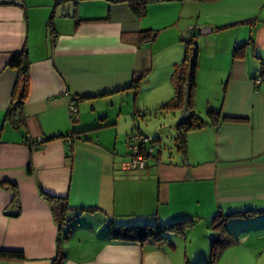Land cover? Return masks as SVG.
Here are the masks:
<instances>
[{
	"label": "crops",
	"instance_id": "obj_1",
	"mask_svg": "<svg viewBox=\"0 0 264 264\" xmlns=\"http://www.w3.org/2000/svg\"><path fill=\"white\" fill-rule=\"evenodd\" d=\"M188 33L191 111L220 119L187 133L185 156L164 163L154 151L127 169V139L147 109L140 96L154 110L172 100ZM22 49L27 89L14 128L4 122L17 76L7 61ZM97 130L115 131L113 143L89 139ZM42 194L65 200L73 236ZM223 217L233 242L215 264H264V0H164L141 18L107 0H0V251L23 255L0 264H54L58 248L57 264H208ZM184 219L198 230L182 237V256L169 235L160 244L107 235L108 223Z\"/></svg>",
	"mask_w": 264,
	"mask_h": 264
},
{
	"label": "trees",
	"instance_id": "obj_2",
	"mask_svg": "<svg viewBox=\"0 0 264 264\" xmlns=\"http://www.w3.org/2000/svg\"><path fill=\"white\" fill-rule=\"evenodd\" d=\"M112 3H125L131 13L137 17L141 18L144 16L145 8L148 4L153 2H161L164 0H107ZM197 1H211V0H197ZM51 26L48 23V28ZM153 37V35H152ZM151 37V38H152ZM239 48H235L233 50V57L238 55ZM196 56L197 49L195 46V42L193 38L184 41V54L182 62L178 67H176L172 74V87H173V98L172 100L161 107L159 110L161 111H180L182 108L183 102V91L184 87H188V108L190 111V117L178 127H175V137L174 144L176 150L182 155L185 156V138L188 132L193 130H199L206 125H217L219 114L216 111L208 110L206 112V117L209 119L208 123L203 122L198 116H196L191 111V103L193 97V88H194V73H195V65H196ZM7 66L10 68H14L16 70V81L14 84V88L12 90L10 104L5 111L4 114V122L9 123L14 128L22 127L23 117L21 113V107L23 101L26 96L27 89V74H28V62L26 58V51L20 50L16 53H11L8 57ZM141 76L137 77L131 84V86L135 89L137 86V80ZM255 85V81L253 83ZM220 119V118H219ZM221 119L225 120V118ZM143 136L140 133H137ZM153 141H149L146 147H151ZM141 146V145H140ZM143 146V145H142ZM141 148V147H140ZM143 149V148H142ZM145 154V153H144ZM152 154H145L146 157H149ZM10 190H13L11 187ZM42 198L44 201L48 203L50 206L52 216L55 222L58 224V228L66 225L67 232L70 230V226H67L70 223V220L67 219L66 213L68 211V207L65 205V200L57 197H50L46 194H42ZM252 214L250 212L238 213L231 216H248ZM218 217L215 216L212 220H216ZM226 217H223L220 220H217L214 226V230L219 232V235L216 240L215 237L210 239L209 244V262L208 264H215L220 253L224 248L231 245L233 242L230 239V234L224 229V221ZM193 224L191 220H172L166 223H141V224H114L108 223V231L107 235L112 240H121L126 242H135L138 244L150 242L154 244H160L165 241L166 236L170 234H180L184 228H188ZM61 236V238H63ZM60 238V239H61ZM59 241V239H58ZM0 258L6 259H16L22 260L23 255L20 252H4L0 251ZM63 258L61 250L57 249V257L52 261L54 264L59 263V261Z\"/></svg>",
	"mask_w": 264,
	"mask_h": 264
},
{
	"label": "rangeland",
	"instance_id": "obj_3",
	"mask_svg": "<svg viewBox=\"0 0 264 264\" xmlns=\"http://www.w3.org/2000/svg\"><path fill=\"white\" fill-rule=\"evenodd\" d=\"M140 96V95H139ZM142 97L140 101V104H142V106L144 105L146 109V111H143L142 113H144L143 116L139 115V117L136 119L137 120V132H140L141 134L143 133V136H147V139L150 140V138L154 139V138H158V141H154L152 146L154 147L153 153L155 151V154H157V152H160V159L162 162L164 163H168L170 161H173L174 159H176L177 157H179L176 153V148H175V144H174V137H175V120L172 117V113H174L175 111H161V110H154L153 108H149L150 103H149V99L147 96H140ZM139 97V98H140ZM144 97V102H142ZM141 114V113H140ZM177 114V115H176ZM176 118L179 115V112L177 113V111L175 112ZM118 127L120 128V124H117ZM135 132V133H137ZM155 134V135H154ZM115 135V131L114 132H102L101 130H97L94 131L90 134V138L91 140H94L95 138H99L98 140H101L102 142H107L106 145H108L109 143L112 144L113 143V138ZM155 136V137H153ZM146 138V137H145ZM151 141V140H150ZM109 142V143H108ZM128 156L126 157V160H128ZM150 161V159L148 160V162ZM68 218V217H67ZM71 220V219H68ZM76 222V221H75ZM108 225V224H106ZM105 225V226H106ZM96 228V227H95ZM107 228V227H106ZM186 229H193V235L190 234V232H187ZM198 230V226H196L195 224L188 227V228H184V230L179 234H171L169 235V239H179L178 241L180 242L177 243L178 247H179V251H180V255L182 256L184 254V250H183V241H182V237H186L187 239L191 240V236L194 237V233H196L195 231ZM75 233L72 231L70 234H68V237L73 236ZM212 235V238H214L215 236L219 235V232L216 231L215 233L211 232L210 233ZM217 234V235H216ZM168 236H166L167 239ZM217 237H215L214 240H216ZM206 241V239H205ZM208 244V241H206V246ZM208 251H209V247H208Z\"/></svg>",
	"mask_w": 264,
	"mask_h": 264
},
{
	"label": "built area",
	"instance_id": "obj_4",
	"mask_svg": "<svg viewBox=\"0 0 264 264\" xmlns=\"http://www.w3.org/2000/svg\"><path fill=\"white\" fill-rule=\"evenodd\" d=\"M186 40L189 38V33L186 36ZM259 83V80H255V84ZM68 115H73L76 112L75 105L73 101L68 102L67 106ZM149 139L145 138L144 136H141L137 133H134L130 136H128L127 139V149H128V162L126 165L127 169H137L141 170L145 167L146 163V156L145 154H152L153 149L151 147H146V145L149 143ZM40 142V141H38ZM141 145V146H140ZM143 145V146H142ZM141 147V148H140ZM143 148V149H142ZM145 153V154H144Z\"/></svg>",
	"mask_w": 264,
	"mask_h": 264
},
{
	"label": "water",
	"instance_id": "obj_5",
	"mask_svg": "<svg viewBox=\"0 0 264 264\" xmlns=\"http://www.w3.org/2000/svg\"><path fill=\"white\" fill-rule=\"evenodd\" d=\"M188 90L189 89L187 86L184 87L182 108H181V111L179 113V116L175 120V123H174L175 127H178L179 125L184 123L190 117L191 113H190L189 108H188Z\"/></svg>",
	"mask_w": 264,
	"mask_h": 264
}]
</instances>
